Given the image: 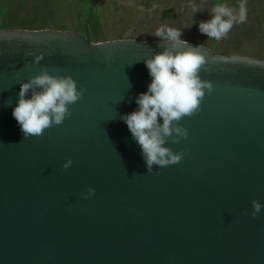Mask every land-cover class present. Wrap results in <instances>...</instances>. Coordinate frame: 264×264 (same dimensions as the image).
Returning <instances> with one entry per match:
<instances>
[{"label": "water", "instance_id": "obj_1", "mask_svg": "<svg viewBox=\"0 0 264 264\" xmlns=\"http://www.w3.org/2000/svg\"><path fill=\"white\" fill-rule=\"evenodd\" d=\"M159 44L0 30V264H264V208L250 214L264 205V60L202 46L213 91L180 121L188 138L165 145L182 161L147 173L120 117ZM42 67L87 91L62 125L24 139L12 111Z\"/></svg>", "mask_w": 264, "mask_h": 264}, {"label": "clouds", "instance_id": "obj_2", "mask_svg": "<svg viewBox=\"0 0 264 264\" xmlns=\"http://www.w3.org/2000/svg\"><path fill=\"white\" fill-rule=\"evenodd\" d=\"M188 6L193 13L200 11L195 4ZM210 14V20L199 22L200 33L207 35L209 40L226 38L235 24L246 21V0H240L238 11L223 0H216ZM182 34V30L167 25H161L152 33L159 38L158 46L163 50L143 60L151 83L146 92L136 97L137 110L120 117L141 148L147 173L153 172L154 165L164 168L182 161L183 151L174 152L165 145L168 141L179 144L188 138L189 131L180 121L198 114L206 90L207 93L213 91L212 82L200 75L201 71H209L204 48L202 45L192 46L181 39ZM26 55L34 57L33 64H40L44 59L43 53L28 52ZM86 91L84 87H77L71 75H53L46 67L21 83L12 115L24 139L43 137L53 125H62L72 116L70 106L82 99ZM28 93H31V98H26ZM72 163L68 158L62 165L63 169H69ZM94 195L95 189L89 188L85 198ZM251 205L250 214L255 218L264 205L255 199Z\"/></svg>", "mask_w": 264, "mask_h": 264}, {"label": "rangeland", "instance_id": "obj_3", "mask_svg": "<svg viewBox=\"0 0 264 264\" xmlns=\"http://www.w3.org/2000/svg\"><path fill=\"white\" fill-rule=\"evenodd\" d=\"M216 0H98L96 17L89 30L96 42L119 39L160 41L152 35L161 25L183 31L181 39L214 50L215 54H248L264 59V10L259 0H246L247 19L233 26L226 38L215 40L199 31V22L211 19ZM236 8L240 0H224ZM189 4L200 11L193 13ZM5 11L0 16V29L21 26L77 31L85 18L79 0H0Z\"/></svg>", "mask_w": 264, "mask_h": 264}, {"label": "trees", "instance_id": "obj_4", "mask_svg": "<svg viewBox=\"0 0 264 264\" xmlns=\"http://www.w3.org/2000/svg\"><path fill=\"white\" fill-rule=\"evenodd\" d=\"M80 1V5H81V15L82 17L85 18L84 23L82 25V28L78 30V32L82 33L86 38H88L91 43H96V41L94 40L93 35L91 34L90 30H89V25L94 21V18L96 17V6H97V2L98 0H79ZM224 2V0H223ZM259 2H261V4L259 5V8L264 10V0H259ZM5 11V7L0 5V16L2 15V13ZM1 18V17H0ZM1 20V19H0ZM8 27L7 25L0 29V30H13V29H24L21 26H15V27H11V28H6ZM28 27H32V30H37L38 28H33V26H29ZM214 52V50H212ZM215 53V52H214ZM221 55H241V54H228L226 52L221 53ZM242 55H246L248 56V54H242ZM264 60V59H263Z\"/></svg>", "mask_w": 264, "mask_h": 264}]
</instances>
